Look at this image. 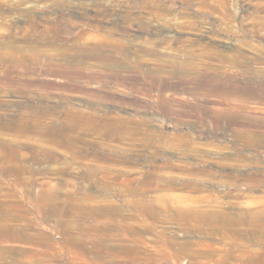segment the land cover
<instances>
[{"label": "rangeland", "instance_id": "rangeland-1", "mask_svg": "<svg viewBox=\"0 0 264 264\" xmlns=\"http://www.w3.org/2000/svg\"><path fill=\"white\" fill-rule=\"evenodd\" d=\"M0 139V264H264V0H0Z\"/></svg>", "mask_w": 264, "mask_h": 264}, {"label": "bare ground", "instance_id": "bare-ground-1", "mask_svg": "<svg viewBox=\"0 0 264 264\" xmlns=\"http://www.w3.org/2000/svg\"><path fill=\"white\" fill-rule=\"evenodd\" d=\"M110 24L112 25H116L117 27L113 28L111 27L105 34H101V35H95V34H92L90 36H87L85 34H81V33H77L79 37H71L73 39H76V43H74V47L78 48L79 50L85 52V53H96L95 55H97L98 57H104L106 58L107 60H110V57L113 59L114 57V54L112 52H119L121 49H124L125 50V47L127 46L126 45V42L129 44V43H134V42H138V41H145L147 40L146 37H119L121 34H122V31L120 30L119 28V21L114 18L112 19H107ZM101 29V28H99ZM118 36V37H116ZM50 38V37H49ZM54 38H58V37H54ZM167 37H153V41L155 42H161V41H164ZM46 39V37H45ZM182 39V38H181ZM85 45V46H84ZM136 45V43H134L132 46L134 48V46ZM144 45V44H143ZM131 46V47H132ZM85 47V48H84ZM81 48V49H80ZM87 50V51H84ZM79 53V52H78ZM121 53V52H120ZM116 55V54H115ZM116 60V59H115ZM152 87V86H151ZM85 117V116H84ZM87 117V116H86ZM22 118V117H21ZM85 120V118H84ZM35 122V121H34ZM37 122V121H36ZM28 123H23L21 125H19L17 127V130H22L26 127H28ZM88 126V125H87ZM58 128V127H57ZM90 128V127H89ZM60 135H65L63 132H59ZM28 134V133H27ZM76 134V133H75ZM50 135V136H48ZM47 135V137H50L51 138V141L54 143V144H61V145H64V146H67V147H70V148H75L76 146V142L72 139V138H69L68 134H66L65 138L63 140H60L58 141V131H54V132H50L49 134ZM71 135V134H70ZM73 136V135H72ZM40 140V139H38ZM19 141L18 140H15L12 139V140H8V139H0V145L2 146H7L8 148L7 149H13L15 146H17V144ZM26 144H32V146H37V139H34L33 141H30V142H25ZM13 146V147H11ZM57 155V154H56ZM47 157V156H46ZM14 164V163H13ZM3 169V168H2ZM1 169V170H2ZM16 172V173H19L20 171H24L25 168L24 166L22 165H16L14 168H13ZM11 178V177H10ZM101 181V180H100ZM184 196V195H183ZM190 200V199H189ZM188 200V201H189ZM196 200V198L194 199ZM202 200V199H201ZM214 200V199H213ZM183 201V200H181ZM186 202V201H185ZM193 202V201H192ZM216 202V201H215ZM191 203V202H190ZM188 203H186V206ZM214 204V203H213ZM262 204V203H261ZM190 206V205H189ZM215 206V205H214ZM212 207V206H211ZM216 207V206H215ZM216 209V208H215ZM224 210V209H223ZM259 210V209H258ZM152 212V211H150ZM176 212V216L178 218H180V220L182 221H185L186 219H190V220H196L198 219L200 222H202L204 225H206L207 227H209L210 229L212 227V224L215 222V221H222L224 223H227V224H231V219L229 220L228 219V215H226L225 212H219V211H215V210H212V211H207L205 210L204 208H198L197 207H187L185 208L183 206H179L175 209ZM252 214V213H251ZM15 215V214H14ZM253 215V214H252ZM9 216V215H8ZM231 218V217H230ZM243 219V218H242ZM108 220V219H107ZM249 220V219H248ZM101 222V221H100ZM252 222V221H251ZM181 223V224H182ZM184 223H188V221L184 222ZM183 223V224H184ZM103 224V223H101ZM100 225V224H99ZM118 225V224H117ZM128 225V224H127ZM132 225V224H131ZM67 226V225H66ZM252 226V225H251ZM5 227V228H3ZM92 227V226H91ZM100 227V226H99ZM97 227V228H99ZM103 227V226H102ZM263 229V228H262ZM2 230H6L7 233H11L14 232V233H18L20 232L18 228L16 227H12V226H8V225H2L0 223V232ZM92 230V229H91ZM128 230V229H127ZM95 231V229H94ZM104 231V230H103ZM223 231V230H222ZM227 232V231H226ZM95 235V234H94ZM21 236L23 238H28V236H26V233H22ZM38 238H41V234H38L37 235ZM91 237V236H90ZM93 237V236H92ZM97 237H99L97 235ZM95 238V237H93ZM84 239V238H83ZM106 239V238H105ZM82 241V240H81ZM102 241V240H101ZM105 241V240H104ZM84 242V241H83ZM95 242V241H94ZM105 243V242H104ZM107 243V242H106ZM87 244V243H86ZM93 244V243H92ZM85 245V244H84ZM112 245V244H111ZM206 245V244H205ZM92 246V245H91ZM97 246V245H96ZM116 246V245H115ZM120 246V245H118ZM124 246V245H123ZM99 247V246H98ZM128 247V246H127ZM76 248V247H75ZM74 248V249H75ZM85 248V247H84ZM105 248V247H104ZM120 248V247H119ZM123 248V247H122ZM38 249V248H37ZM81 249V248H80ZM79 249V250H80ZM89 249V248H88ZM113 249V248H112ZM115 249V248H114ZM76 250V249H75ZM84 250V249H83ZM92 250V249H91ZM126 250L129 251V248H127ZM109 251V250H108ZM116 251V250H115ZM116 252H119V251H116ZM76 253H77V250H76ZM94 253V252H93ZM103 253V252H102ZM178 253V252H177ZM80 254V252H79ZM114 254V253H112ZM93 255V254H92ZM125 255V254H124ZM128 255V254H127ZM202 255V254H201ZM118 256V255H117ZM112 257V256H110ZM114 257V256H113ZM93 258V257H92ZM100 258V257H99ZM141 258V257H140ZM139 258V259H140ZM202 258V257H201ZM208 258V257H207ZM98 259V258H97ZM117 259V258H116ZM110 260V259H109ZM96 261V260H95ZM112 261V260H111ZM145 261V260H144ZM97 263V262H96ZM114 263H115V260H114ZM117 263V262H116Z\"/></svg>", "mask_w": 264, "mask_h": 264}]
</instances>
